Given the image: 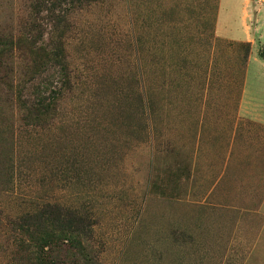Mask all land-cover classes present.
<instances>
[{"label": "rangeland", "instance_id": "rangeland-1", "mask_svg": "<svg viewBox=\"0 0 264 264\" xmlns=\"http://www.w3.org/2000/svg\"><path fill=\"white\" fill-rule=\"evenodd\" d=\"M218 3L0 0V264H264V123ZM46 202L88 224L42 245Z\"/></svg>", "mask_w": 264, "mask_h": 264}, {"label": "crops", "instance_id": "crops-1", "mask_svg": "<svg viewBox=\"0 0 264 264\" xmlns=\"http://www.w3.org/2000/svg\"><path fill=\"white\" fill-rule=\"evenodd\" d=\"M215 30L249 45L239 112L264 123V0H219Z\"/></svg>", "mask_w": 264, "mask_h": 264}, {"label": "trees", "instance_id": "trees-1", "mask_svg": "<svg viewBox=\"0 0 264 264\" xmlns=\"http://www.w3.org/2000/svg\"><path fill=\"white\" fill-rule=\"evenodd\" d=\"M17 39H13V37L7 36L4 38H0V58L3 53H6L13 47ZM19 41V40H18ZM260 55H264V51L260 50ZM1 64V62H0ZM60 92L56 96V100L58 99ZM50 105L44 101H36L30 105L28 110L32 109V114L34 116H38L41 114L42 110L48 108ZM41 110V111H40ZM29 219H32L31 227L36 232L37 240L43 245L49 244L50 241L56 237L54 230L58 232H64L68 230L69 234H74L79 232L76 226L78 224L83 223L87 225L88 216L84 212H79L78 210H73L69 207L62 206L57 203H49L46 202L41 204L33 214H27ZM28 231V230H26ZM42 245L38 248V252H43ZM49 262L41 255L38 259V264H48Z\"/></svg>", "mask_w": 264, "mask_h": 264}]
</instances>
